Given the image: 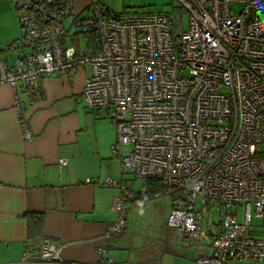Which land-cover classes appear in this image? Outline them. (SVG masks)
<instances>
[{"label":"built area","instance_id":"1","mask_svg":"<svg viewBox=\"0 0 264 264\" xmlns=\"http://www.w3.org/2000/svg\"><path fill=\"white\" fill-rule=\"evenodd\" d=\"M10 2L25 52L11 67L0 60V84L11 88L16 112L23 96L37 98L42 78L88 68L85 107L107 110L116 131L111 160L142 182L134 190L111 177L101 181L118 192L104 239L125 229L128 201L169 195L167 225L194 247L193 264L264 260V227L260 237L250 232L252 218L264 223V0H173L171 15L119 17L89 0L88 17H75L74 25L94 41L70 44L63 23L72 0ZM22 137L31 138L27 128ZM149 180L162 190L150 194ZM212 213L220 231L208 235L202 224ZM63 248L43 238L16 264H82L66 260ZM96 253L91 264H113L102 248Z\"/></svg>","mask_w":264,"mask_h":264},{"label":"crops","instance_id":"2","mask_svg":"<svg viewBox=\"0 0 264 264\" xmlns=\"http://www.w3.org/2000/svg\"><path fill=\"white\" fill-rule=\"evenodd\" d=\"M88 1L72 0V15L63 23L67 44L89 40L78 36L74 25L76 18L88 17ZM101 8L112 17L134 9L130 0H102ZM19 40L16 11L10 0H0V60L8 67L25 52ZM88 75L89 69L81 68L72 77L42 78L35 100L22 97L21 115L14 108L11 88L0 84V264H16L26 246L36 247L47 237L64 245L63 257L70 262L95 263L96 251L102 248L103 259L121 264L119 237L104 239L106 228L116 219L111 204L118 192L101 186V181L111 177L128 182L134 190L142 182L111 160L116 131L106 109L85 107L82 89ZM24 128L31 133L29 140L22 137ZM60 159L67 161L65 168L58 166ZM88 178L98 184H86ZM136 182H141L139 187ZM148 201H128L126 215L131 207ZM30 215L43 217L41 228L29 227L28 219L31 224L35 221ZM216 216L207 214L203 219L208 235L220 231ZM257 230L255 235L262 236ZM178 240L183 248L195 251L189 242L179 236ZM196 256L195 251L186 264H193ZM238 264H264V260Z\"/></svg>","mask_w":264,"mask_h":264},{"label":"rangeland","instance_id":"3","mask_svg":"<svg viewBox=\"0 0 264 264\" xmlns=\"http://www.w3.org/2000/svg\"><path fill=\"white\" fill-rule=\"evenodd\" d=\"M134 9L129 15L172 14L175 10L173 0H130ZM238 7H234L237 11ZM184 28L187 26V14L181 13ZM128 153L123 148L121 155ZM141 182H136L139 187ZM170 206V207H169ZM173 201L169 195L150 199L146 203L131 207L125 216L126 228L118 236L121 264H186L195 251L183 248L177 234L168 227L167 217ZM230 211H234L231 209ZM240 213V211H239ZM217 216L214 218L216 222ZM264 227V223L252 218L250 232ZM115 250V248H114ZM181 255H180V254Z\"/></svg>","mask_w":264,"mask_h":264},{"label":"trees","instance_id":"4","mask_svg":"<svg viewBox=\"0 0 264 264\" xmlns=\"http://www.w3.org/2000/svg\"><path fill=\"white\" fill-rule=\"evenodd\" d=\"M90 42L93 43L94 41V36L93 35H90V36H86ZM77 40H74V42L76 43ZM147 185L149 187V192L150 194L152 193H155V192H160L162 190L161 188V184L157 181H147ZM29 217H32V218H35V221L31 224V219H28V223H29V227L31 228V226H34V227H37V228H41L42 224H43V217L42 216H39V215H30L28 216Z\"/></svg>","mask_w":264,"mask_h":264}]
</instances>
